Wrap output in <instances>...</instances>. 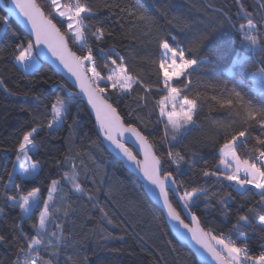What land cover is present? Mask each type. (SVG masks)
<instances>
[{
  "label": "trees",
  "instance_id": "16d2710c",
  "mask_svg": "<svg viewBox=\"0 0 264 264\" xmlns=\"http://www.w3.org/2000/svg\"><path fill=\"white\" fill-rule=\"evenodd\" d=\"M36 1L69 39L71 49L82 54V45L70 39L67 21L51 8V0ZM69 1L94 12L82 18L88 17L85 39L97 57L98 71L107 74L108 69L103 67L105 54L115 47L125 57L129 74L138 81L128 93L109 87V102L118 99L117 111L124 122L144 131L165 170L182 182V195L184 191L208 194L207 200L193 206L204 229L211 236L238 241L240 247L247 242L249 253L259 255L264 250V233L259 230L263 226L258 217L253 221L256 229L245 224L240 230L243 236L232 229L239 215L246 214L249 208L260 209V194L254 189L241 192L234 183L223 181L217 166L223 158V144L240 131L246 135L237 141L238 156L261 164L257 159L264 153V145L259 142L264 139V119L258 111H253L256 119H252L248 105L264 109V91L259 86L260 70L264 69V0H62L65 4ZM138 4L147 7L154 23L141 19ZM249 20L256 27L251 33L257 37L256 45L245 39ZM101 26L105 39L97 41L91 33ZM108 32L112 35L108 36ZM160 34H167L170 46L184 51L186 59L197 60L193 70L172 82L183 99L195 100L197 105L194 126L176 140L166 136L159 122L163 119L159 114L161 102L169 95L164 70L159 67L164 59L157 43ZM198 40L196 50L189 51ZM30 42L29 36L0 8V177L6 182L23 136L33 127L53 121L51 104L59 97L67 105L65 122L52 136L44 127L36 141L39 148L32 154L33 162L40 161L42 167L29 179L19 174L17 164L14 180L21 188L7 189L8 195L21 196L39 188V197L46 200L52 182L58 181L52 201L55 208L50 213L55 223L46 225V235H38L32 225L38 226L42 206H35L25 218L8 202L0 204V236L5 237L0 241V264H17V258L18 264H31L32 260L36 264H200L188 247L172 235L163 213L147 197L140 181L104 145L98 147L101 139L97 124L86 104H76V99L55 89L64 85L72 90L64 79L49 65L41 63L28 73L14 60L16 45ZM169 151L180 153L183 160L179 167L171 162ZM73 171L77 183L100 201L107 217L89 203L87 196L72 188L64 173ZM204 171H218L222 182L213 183L217 178L205 177ZM115 181L121 183L109 194L107 185ZM249 191L252 195L247 194ZM229 194L233 199L227 201L225 215L220 200ZM4 195L0 187V199ZM171 201L179 209L173 195ZM108 219L113 224H108ZM14 226L22 228L31 239L19 240L18 246ZM53 232L57 235L53 236ZM32 240H38L39 245L29 249L27 245Z\"/></svg>",
  "mask_w": 264,
  "mask_h": 264
},
{
  "label": "snow or ice",
  "instance_id": "6c2138e0",
  "mask_svg": "<svg viewBox=\"0 0 264 264\" xmlns=\"http://www.w3.org/2000/svg\"><path fill=\"white\" fill-rule=\"evenodd\" d=\"M9 13L15 14L16 9H19V14L25 18V22L31 25V30L35 35V39L27 43L25 46L23 43L16 45V52L14 55V60L22 65L25 71L28 70L29 62H34V57L31 55L34 45H46L51 51L52 56H54L63 68L74 77L75 83L79 85L80 91L75 93L76 96L86 95L87 103L91 105V108L95 111L96 120L98 121L99 128L98 131L103 133V139H101L100 145L102 146L104 140L110 143L117 149L124 158L142 174L144 179L152 186L155 193H158V198L162 200L164 208L167 210L168 217L178 225L182 227L187 233L191 234V239L196 242L197 245L206 249L207 252L211 253V256L220 261V264H264V251L259 255H251L249 253V248L247 242H245L243 247L237 246L235 241L231 238H218L217 236H210V240L215 241L216 245L222 247L226 251V257L221 256V252L217 250L216 247L206 243L202 237L206 235L204 229L200 227V221L197 216L194 215V205L198 203L200 199L207 200L209 198L207 193L203 195H198L197 192L184 191L183 195L179 196L182 207L187 211L190 216V222L194 223L196 226L190 227V223H185V220L181 218L180 212L177 208L173 206L170 202V192L173 190L180 191L181 181L178 180L177 176L171 171H166L164 165L162 164L161 158L153 151V145L149 143V138L147 135L139 129L138 127L132 126L130 123L125 124L122 120L121 115L118 113L117 109L119 107V100H115L112 103V96L106 95L109 87L116 90L118 89L120 93H128L132 90L133 85L138 83V81L133 79V76L129 74L128 66L124 63L125 57L121 55L120 52L115 50V47L109 50V53L105 54L106 61L103 65L104 68L108 69L106 75H102L98 71L97 57L94 54L92 46L85 39V19L82 18L83 13H88V16L94 15V12L90 7L81 6L77 4L75 6V11L65 10L61 8L59 0H51V8L55 9L59 17L66 19V29L70 33V39L72 41H83L80 48L82 54L78 55L77 51H73L69 48V39H66L64 33L61 29L53 23V19L48 18L44 12L41 11L40 6L36 3V0H11V3L7 5ZM138 11L142 13L141 19L148 24L154 23V18H152L148 12L147 7L144 4L136 5ZM221 19L224 23H228L226 19L221 15ZM7 23V21H5ZM256 31V27L252 24L251 20L248 22V29L245 31V39L252 45L257 44V37L251 33ZM108 36L112 33L108 32ZM92 36L96 38L97 41H103L105 39V30L101 26L91 33ZM206 38V37H205ZM167 34H160L157 36V43L163 51V56L167 59L161 60L159 67L164 70V84L168 87V81L172 78L169 75L171 71L172 75L179 77L183 70L190 68L192 64H196V59H186L185 52L180 51L176 48L170 46L168 42ZM199 46V40L196 42L195 47H190L189 51H195ZM103 51V49H101ZM182 61L181 64H177V59ZM168 73L167 75L165 73ZM262 79L260 80V90L264 91V69L260 70ZM0 87H3V81H0ZM65 91H69L64 85H60ZM7 91V89H5ZM178 89L172 87L170 89V97H165V100L172 101V111L165 112L167 105L162 101L160 106V116L166 117L159 121L163 123L164 131L166 136L170 135L172 140H176L184 135L186 129H184V124L192 125L195 123L194 111L196 109L195 100H190L187 97L183 99L182 104L179 105L180 111H176V94ZM237 98H240V93L233 89ZM72 93L69 92V96ZM114 104L116 106H114ZM185 105L188 107L185 109ZM51 108L55 113V119L47 123L46 126L41 124L39 128L33 127L31 131L23 136L22 142L16 151L14 157L15 163L12 165V170L8 173L6 182L4 178L0 177V187L5 190V195L0 199V204L3 202H8L9 207L16 209L18 208L21 213H31L33 206H42V211L39 212V224H35L32 227L35 229L38 235H46V225L55 223L54 220L50 219V213H52L55 208V204L52 203L53 195L52 193L56 191L58 186V181H53L51 184V191L47 195L46 200H41L39 197V188L27 192V194L16 196L8 195L7 189L9 186H15V188L20 189L21 184H16L14 180V173L19 165L22 176L29 179L37 175L38 170L42 167L40 161L33 162L32 154L34 150H38L39 145L36 142L41 131L44 127L48 130L49 136L54 135L59 128H54V124H61L65 121H61L59 118L62 112L67 111V105L57 97L56 101L51 104ZM248 114L252 119H256L252 115L253 111H258L262 119H264V109H255L251 104L248 105ZM129 118L131 116V111L129 113ZM76 123V122H74ZM125 134H130V138L137 143L138 147L143 153V159H137V155L133 153V149L127 145V140ZM246 135L245 131H240L238 135H232L224 144L222 149V157L219 160V165H223L229 171L223 174V181L229 183H234L238 188H248L256 189L259 191L260 209L257 210L255 207L249 208L246 214L238 216V222L232 229V231L239 232L240 235H244L240 230L245 224H251L253 229H256V223L254 219L258 217V223L264 226V153H261L260 160L261 164L258 166L257 163H250L248 160L241 161L236 154L235 146L237 141L241 137ZM99 139V136H98ZM260 144L264 145V139H261ZM196 154H193L195 156ZM168 156L172 163H176L179 167V163L183 160L179 152L169 151ZM230 160L232 162H230ZM219 167V166H217ZM203 175L205 177H216L217 179L212 181L213 183H221L220 174L218 171H204ZM64 177L68 178L72 182V188L81 193L82 196H87L89 203H91L95 208L99 209L103 217H107L108 213L100 206V201L95 199L93 196L88 195L87 191L81 187L80 183L76 182V174L65 172ZM121 182L115 181L114 183H109L107 185L108 193L111 194L114 187H118ZM252 195L251 191L247 193ZM195 198V199H194ZM233 199L231 194L226 196L224 199L220 200V204L225 209V215H227V201ZM0 212H3V207H0ZM67 215V213H65ZM152 218L155 219V212L152 213ZM108 224H113L112 219L107 220ZM115 226V225H113ZM57 227H62V224H57ZM264 233V227L259 229ZM180 236L183 237L185 232H181L178 228ZM14 235L19 246V240L21 239H31V237H26L23 229L14 226ZM53 236L57 233L53 232ZM108 237H106L107 239ZM5 240V237L0 236V241ZM38 240H32L30 245H27L31 249ZM264 248V245L261 246ZM23 251V248H21ZM38 255V253H37ZM17 258V264H18ZM31 264H36V260H32Z\"/></svg>",
  "mask_w": 264,
  "mask_h": 264
},
{
  "label": "water",
  "instance_id": "95a60500",
  "mask_svg": "<svg viewBox=\"0 0 264 264\" xmlns=\"http://www.w3.org/2000/svg\"><path fill=\"white\" fill-rule=\"evenodd\" d=\"M10 3H11V0H0V8L9 17L10 20H12L14 23H16L29 36V38L32 42L35 39V35L31 30V25L29 23L25 22V18L22 16V14H19V9H16L15 14L9 13L7 5H9ZM36 3H37V1H36ZM41 11L44 12L42 10V8H41ZM66 39H67V37H66ZM33 48H34V52H35L38 60L40 61V63L49 65L72 88V90H69L66 86H64L65 88H67L69 90V91H65L64 88H61L59 85V86L55 87V89H62L66 93L67 97H69L71 99H76V104H78L80 102L86 104V106L88 107L92 117L94 118V120L97 124V129H98L99 124H98V121L96 120L95 111L91 108V105L87 103L86 95H81V96L75 95V93L79 92L80 89H79V85L75 83L74 77H71L70 74H68L67 71L63 68V66L59 63V61L54 56H52L51 51L48 49V47L46 45H34ZM69 48L71 49L70 44H69ZM69 92L72 93L71 96H69ZM98 133H99L100 139H103V133L99 132V131H98ZM125 135H126V137H129L127 140L126 146L131 147L133 149V153L135 155H137V159L142 160L143 159V153L140 150V148L138 147L137 143H135L133 141V139L130 138V134H125ZM103 145L110 155H112L115 159H117L119 162H121L122 165L124 166V168L126 170H128L131 174H133L140 181V183L143 186V190H144L145 194L150 199V201L163 213L164 218L166 220V223H167L172 235L179 241V243L188 247V249L194 254V256L196 257L197 261L200 264H220V261L215 260L211 256V253L207 252L206 249L197 245L196 242L191 239L190 233H187L185 230L182 229V227L180 225L173 222L168 217L167 210L164 208V206L162 204V200L158 198V193L154 194L152 186L148 184V182L144 179L142 174L135 168V166L132 165L130 162H128L126 160V158H124L123 155L117 149H115L114 146H112L110 143H108L106 140H104ZM153 151L155 152L154 148H153ZM172 195L179 205V209H177V211L180 212L181 218L185 220V223H190V227L194 228L196 225L194 223L190 222V216L188 215L187 211H185L183 209L181 201L179 200V196H181L182 193L180 191H176V190H173L172 192H170V202L171 203H172V201H171ZM200 227L202 229H204L201 222H200ZM178 228L180 229L181 232H185V235L183 237H181L179 232L177 231ZM204 231L207 234L204 235L202 237V239L206 243H209L210 245L215 247L212 240H210V238H209L211 235L205 229H204ZM221 256L224 257L222 254H221Z\"/></svg>",
  "mask_w": 264,
  "mask_h": 264
},
{
  "label": "rangeland",
  "instance_id": "374dc122",
  "mask_svg": "<svg viewBox=\"0 0 264 264\" xmlns=\"http://www.w3.org/2000/svg\"><path fill=\"white\" fill-rule=\"evenodd\" d=\"M59 4H60L61 8L65 9V10H70L68 3H66V4H65V3H62V0H59ZM73 12H74V11H73ZM56 14H57V13H56ZM84 14H85V13H83L82 16H83ZM60 18H61V19H65V18H63V17H60ZM65 20H66V19H65ZM76 42H77L78 44H80V45L83 44V41H76ZM163 51H164V50H163ZM31 55L34 57V62H29L30 67L28 68V73H32V72H34L37 68L40 67V64H41L40 61L38 60V58H37L35 52H34V48H33V50H32ZM163 57H164V56H163ZM164 59H165V62H167V59H166L165 57H164ZM181 63H182V61L178 58V59H177V64L179 65V64H181ZM194 66H195V64H192L190 68H186V69H184L183 72H182V74H181L179 77L172 75L171 71H169V75L172 76V78L168 81V87H165V88H166V91L169 93V95H168L167 97H170V95H171V93H170V89L172 88V82H174V81L177 80V79H181L182 77H184L185 75H187V74L192 70V68H193ZM165 74L167 75L168 73L166 72ZM163 102L167 105V107L165 108V112L172 111V101L169 99V100H163ZM182 102H183V98H182L180 92L178 91L177 94H176V105H177V107H176V111H177V112L180 111L179 105L182 104ZM184 107H185V109H186L188 106L185 105ZM196 112H197V105H196V109H195V111H194V118H195ZM65 114H66V112H62V115H61V117L59 118L61 121H64ZM54 119H55V117H54ZM54 119H53V120H54ZM163 119H166V117H163ZM62 125H63V123H62ZM62 125L59 124V123L54 124V128H59V127H61ZM192 126H194V123H193L192 125L184 124L183 127H184V129L187 130L188 128H190V127H192ZM235 149H236V146H235ZM34 151H35V150H34ZM221 154H222V152H221ZM236 154H237V152H236ZM237 156H238V154H237ZM238 157H239V156H238ZM239 158H240V157H239ZM240 160L243 161L241 158H240ZM248 161H249V160H248ZM230 162H232V161L230 160ZM249 162H250V161H249ZM250 163H251V162H250ZM218 170L221 171L223 174H224L226 171H229V170L226 169L223 165H219ZM18 172H19V174L22 176V171H21L20 167L18 168ZM16 173H17V171L15 170L14 176H15ZM22 177L27 178V177H25V176H22ZM76 182H77V178H76ZM236 188H237L239 191H241V192H243V191H245V190L248 189V188H238L237 186H236ZM253 189H254V188H253ZM254 190H256V189H254ZM256 191L259 192L258 190H256ZM54 193H55V192H53L52 195H54ZM194 199H195V198H194ZM201 202H204V199H200V200L198 201V203H201ZM198 203H196V204H198ZM34 207H35V206H33V208H34ZM32 211H33V209H32ZM31 213H32V212H31ZM31 213H22V214H23L24 217H27V216H28L29 214H31ZM263 227H264V226H263ZM212 242H213V244L215 245V247L217 248V250L220 251L221 254H222L224 257H226V251L223 250L221 246L216 245V244H215V241H212ZM38 245H39V242H38L37 244H35V247H37Z\"/></svg>",
  "mask_w": 264,
  "mask_h": 264
},
{
  "label": "built area",
  "instance_id": "2783aa9c",
  "mask_svg": "<svg viewBox=\"0 0 264 264\" xmlns=\"http://www.w3.org/2000/svg\"><path fill=\"white\" fill-rule=\"evenodd\" d=\"M68 5H69V8H70L71 11H75V6H76L75 2H73V1H69V2H68ZM257 160H258L259 162H261L260 158L257 159ZM235 243L237 244V246H239L238 241H235ZM242 247H243V246H242ZM263 251H264V250H263Z\"/></svg>",
  "mask_w": 264,
  "mask_h": 264
},
{
  "label": "crops",
  "instance_id": "0c3cea01",
  "mask_svg": "<svg viewBox=\"0 0 264 264\" xmlns=\"http://www.w3.org/2000/svg\"><path fill=\"white\" fill-rule=\"evenodd\" d=\"M63 3V2H62ZM196 67V65L192 68V70L194 69ZM31 214H29L27 217H25V218H28L29 216H30Z\"/></svg>",
  "mask_w": 264,
  "mask_h": 264
}]
</instances>
